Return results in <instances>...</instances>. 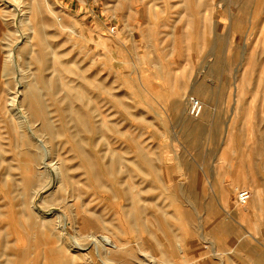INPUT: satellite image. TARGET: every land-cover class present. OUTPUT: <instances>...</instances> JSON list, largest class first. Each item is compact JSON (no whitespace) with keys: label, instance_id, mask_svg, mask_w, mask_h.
I'll list each match as a JSON object with an SVG mask.
<instances>
[{"label":"rangeland","instance_id":"rangeland-1","mask_svg":"<svg viewBox=\"0 0 264 264\" xmlns=\"http://www.w3.org/2000/svg\"><path fill=\"white\" fill-rule=\"evenodd\" d=\"M10 1L34 54L17 49L5 73L0 23V264H72L56 212L71 243L95 230L83 217H103L99 232L119 242L111 264H263L264 0ZM31 129L70 174L66 189Z\"/></svg>","mask_w":264,"mask_h":264},{"label":"bare ground","instance_id":"bare-ground-1","mask_svg":"<svg viewBox=\"0 0 264 264\" xmlns=\"http://www.w3.org/2000/svg\"><path fill=\"white\" fill-rule=\"evenodd\" d=\"M1 1H3L6 4H9V8H5V9L1 10V12H0V23L4 26V33H3L4 36H3V38H4V47L5 48H3V49H4V51H6V57L4 58V64H3L4 67H3V69H4L5 73H6V72H9L11 69H13V67L10 65L9 62L16 60L17 49H18L20 57H22L23 53H27L29 55L32 54V56H33L34 53H33V45L31 44V35H30L29 32H25V30L22 27L25 23L28 22L27 17L22 15L24 12L23 13H18V12H20L21 9L17 5H13L10 0H0V2ZM17 10H19V11H17ZM21 11H23V10H21ZM37 36H38L39 39H42L44 37L42 32H41V30H39ZM34 58H36L37 60H40V57L38 55H36ZM16 68H17V65H16ZM18 72H19V70H18ZM15 77H16V75H15ZM43 82H44V84L48 85V82L46 83V80H43ZM54 82H52L53 85L52 84L51 85L55 87ZM56 86H57V84H56ZM32 92H33V97L30 100V102L28 103V107L31 110L32 115H35L36 117L37 116L39 117V115H41V113L43 111V105L41 104L40 99L38 98V88H37L36 85H31V90H30L29 93L27 92V97H28L29 94L32 95ZM21 93H22V91L18 88V86H16V90L12 92L13 95L11 97V99L13 101L12 103L17 104V107L13 108L14 115L17 117V120H18L17 126H18V124H19V126L20 125L24 126V122L25 123L29 122V118H28L27 114L25 113V111L23 109V106L20 105V103L18 104V102H19L18 101V97H19V95ZM30 120H31V118H30ZM43 127L46 130H53L54 125L52 124V121L50 119H45L44 118ZM36 129H38V128L36 127ZM32 131H33L32 134H33L34 138H36L37 142L45 150L44 158L41 161V166H43L44 168L50 170V172L53 174V177L55 179L54 181L57 182V183H60L59 187L61 189H63V190L66 189L67 185H69V180L70 179L72 180L69 172H68L69 175H66V174L63 173L64 171H62V169L60 168L58 160L54 162V159L51 158L50 150H49L47 144H45V141L41 137L38 136V134H37L35 129H33ZM39 149H41V148H39ZM111 163H112L111 165H113L115 163V160H112ZM92 172H94V171H92ZM68 176H69L70 179L68 178ZM76 192H78V191H76ZM258 194L259 193L256 191L255 197L253 198V201H252V204H255V202H258ZM67 199L68 198L66 196H63L62 197V202H64L65 206H70L71 204L69 203V199L68 200ZM245 207H247V205ZM56 214L59 215L60 219L63 218L62 223H61V220H62L61 219L60 220L61 224L59 225V226H61L60 238H61V240L64 243L62 249H66V246H68L69 249H75L77 251V252L75 251L77 254L74 255L73 258L71 259L72 260L71 261L72 264H84V263L89 264V263H93V262H95V259H96L97 256L101 259V263H102L103 259H104L105 264H111L112 263L109 259H106V258H109L108 253L111 252L110 248H118L119 247V242H117V240L113 237L112 233L99 232L100 229H102V228L105 229L106 228V224H103V222H104L102 220L103 217H98L96 215H95V217H98V219H93V215L92 216H88V218L87 217H83L84 222L91 224V226L95 230H93V233L85 234L82 237H76L75 236V239L73 238L74 241L71 243V242H69V240H68V238H67V236L65 234L66 231H67L66 227H67V224H68V221H69L68 220L69 216L66 215V214L64 215L63 213L62 214L58 213V212H56ZM85 241L86 242L90 241V242H92L95 245L94 246V252L91 251L89 249V247L86 246L88 244V242L86 244ZM83 251L86 252V253L85 254H81ZM78 252H81V253L79 254ZM128 253L129 252H127V254ZM77 257H78V259H76ZM79 259H82L83 262H81ZM46 261H45V263H46ZM65 261L66 260L61 259L58 263L59 264H62V263L64 264V263H66ZM121 262L123 263V261H121Z\"/></svg>","mask_w":264,"mask_h":264},{"label":"built area","instance_id":"built-area-1","mask_svg":"<svg viewBox=\"0 0 264 264\" xmlns=\"http://www.w3.org/2000/svg\"><path fill=\"white\" fill-rule=\"evenodd\" d=\"M116 26H112V32L115 31ZM188 113L193 116L197 117L202 114L204 106L203 102L195 95H191L188 99ZM238 201L241 205H245L248 203L252 197V191L249 188H241L237 193ZM264 264V263H263Z\"/></svg>","mask_w":264,"mask_h":264}]
</instances>
